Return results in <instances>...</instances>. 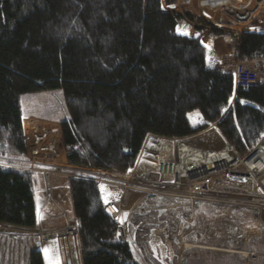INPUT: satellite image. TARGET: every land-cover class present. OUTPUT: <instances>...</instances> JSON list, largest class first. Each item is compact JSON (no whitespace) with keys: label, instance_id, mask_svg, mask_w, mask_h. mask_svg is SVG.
<instances>
[{"label":"trees","instance_id":"trees-1","mask_svg":"<svg viewBox=\"0 0 264 264\" xmlns=\"http://www.w3.org/2000/svg\"><path fill=\"white\" fill-rule=\"evenodd\" d=\"M180 19L161 0H0V222L37 223L38 182L34 172L19 167L25 147L18 96L26 92L61 90L67 113L51 120L61 124L68 161L84 167L125 171L148 135L184 138L215 122L212 127L239 155L258 140L264 68L257 85L234 88L200 35L175 32ZM213 22L209 18L202 29L228 40ZM237 45L238 59H258L264 33H244ZM234 92L244 103L224 113ZM191 114L202 116L203 124L192 122ZM68 192L81 264H142L132 244L117 239L92 178L69 177ZM159 211L134 214L142 223L135 239L141 249ZM251 212L227 208L224 218L248 228L257 223ZM209 216L201 214L196 223ZM225 255L215 256V264H232ZM199 258L190 255L189 263ZM26 264H42L37 247Z\"/></svg>","mask_w":264,"mask_h":264},{"label":"built area","instance_id":"built-area-1","mask_svg":"<svg viewBox=\"0 0 264 264\" xmlns=\"http://www.w3.org/2000/svg\"><path fill=\"white\" fill-rule=\"evenodd\" d=\"M161 4L168 11L180 15V20L189 27L184 32L186 36L202 29L211 15L219 18L213 22L214 28L234 44L244 33H264V17L255 24H247L264 0H161ZM192 16L198 18L196 23L191 21ZM213 62L216 68L231 75L234 88L257 85L264 68V56L239 60L234 53H230ZM235 103L242 104L244 99L234 92L224 111L231 109ZM22 120L25 159L19 167L41 174L45 197L52 198L57 206L62 207L70 194L68 190L53 193L50 176L72 177L74 173H68L69 168H73L70 165L77 166L68 161L61 124L36 117ZM190 120L204 122L197 114H191ZM212 126L215 123L207 128ZM148 142L154 143L155 147L153 150L143 147L142 151L148 155L142 161L149 162L148 156H151L154 169L140 170L136 163L122 172L90 167L82 170L83 174H87L86 171L98 173L91 178L97 185L103 210L115 223L119 241L131 242L127 214L168 211L173 206L185 209L176 224L175 231L179 235L191 223L193 207L197 203L244 208L256 212L261 218L264 212V131L242 155L225 140L224 146L218 150L188 145L183 138L170 139L151 134L144 144ZM169 145L174 148L173 151ZM132 194H136V200L126 208ZM78 224L75 218H67L61 227H24L0 222V235L23 236L40 244L53 240L58 251L65 252L77 237ZM261 224L264 228L262 221ZM234 252L245 264L255 262L259 255L254 250Z\"/></svg>","mask_w":264,"mask_h":264},{"label":"crops","instance_id":"crops-1","mask_svg":"<svg viewBox=\"0 0 264 264\" xmlns=\"http://www.w3.org/2000/svg\"><path fill=\"white\" fill-rule=\"evenodd\" d=\"M213 17L214 16L211 15L210 18L211 21L219 20V18H214L215 20H213ZM262 17H264V15L261 16L260 18ZM258 20L260 19H257V21ZM176 26H175V32L178 35H184V32H187L189 28L185 26L184 23L181 21L179 23V29L182 33H180L179 29L176 28ZM197 35H200L204 39L205 47L211 62H213V60H219L220 58L224 57L227 54L237 53L238 46L236 43L234 44L231 40L228 39L225 40L226 44L223 45L220 44L219 42L221 41V38L215 36L212 33L210 27L208 26L204 27L200 32L193 31L189 36H197ZM227 111H224L223 109L224 113H226ZM36 118L42 119L41 117H36ZM142 149L138 155V158L140 157L141 159L137 158L136 161L137 167L140 170H144V171L154 169V165H153L154 160L149 158L148 160L149 162L145 163L144 161H142L143 157L146 156V152L142 151ZM52 189H53V193L61 192L60 190L61 188H59L54 181H53ZM133 196H136V194H133ZM66 205L59 207L55 204L52 198L45 197L43 192V178L41 176L40 182H38V190L36 197L37 223L35 226H40V227L64 226L66 223V219L67 218L69 219L68 215L66 214V208H64L66 207ZM201 205L206 207L212 206V204H206V203L195 204L193 207L192 220L194 219L193 217H195L197 207ZM216 206L218 205H215V207ZM219 207L222 209L221 206ZM227 208H234V207H226V209ZM161 212L163 213L164 211L161 210L158 212L157 219L152 222L153 227L147 233L148 239L146 238V243H145L147 248L145 249H141L135 243V240L134 241L132 240L133 238L132 235L134 236L136 234L138 236L139 231H141L140 230L141 229L140 226L142 225L141 220L135 221L137 226L133 225V231L130 230V228H128L129 237L131 241L130 243L133 246L137 258L142 264H190L189 257L190 255L193 256V254L197 255V257L200 255V258L195 264H215L214 262L215 256L217 258L224 253V252H215V251L224 250L226 252L228 251L233 252L234 250H236V248L233 245H230V243L228 242L223 243L222 241H219V239H212L214 241H211V243H206L204 241L203 243H199L197 240H194L195 238L198 239L196 235V231L192 233V236L187 237V239L184 240L183 239L184 233L179 235L175 231L176 226L174 225L177 224L176 222H178V220L174 223L173 227H171L170 229L168 224L167 225L163 224L164 223L163 219H165V217L164 214H161ZM131 216H134V214L126 215L127 217L126 219L128 220L129 225L132 220ZM227 221L233 222L234 220L228 219ZM261 221L262 222L264 221L262 215H261ZM240 227L241 226H239V228ZM135 228L136 231L134 230ZM246 231L250 234V236L256 238L261 237L262 239L264 238L263 226H261L259 229H257L256 227H251L249 229H246ZM225 237L228 236H224L222 238L225 239ZM227 239L228 238H226V240ZM36 242L37 241H31L27 237H23V236L14 238L5 235H0V264H26L27 256L33 246L37 247L38 250L40 251L42 257V264H81L80 251H79L77 238L71 242L68 250H66L65 252H59L57 248V244L53 240H49L44 243H41L39 244V246H36ZM187 245L190 246L186 247ZM223 247L226 249H224ZM258 251L260 253L258 255L257 260L251 264H264V240L261 243ZM21 254H25V257H21ZM225 254H227L225 256L230 257V259L227 258V261L231 262L232 264L234 261L235 264H245L243 262L240 263L239 255L237 256L235 254H230L229 252ZM216 264H218V262H216Z\"/></svg>","mask_w":264,"mask_h":264},{"label":"rangeland","instance_id":"rangeland-1","mask_svg":"<svg viewBox=\"0 0 264 264\" xmlns=\"http://www.w3.org/2000/svg\"><path fill=\"white\" fill-rule=\"evenodd\" d=\"M263 15H264V4L253 15L251 23H257L259 21V20L257 21V19H261L260 17ZM209 18H211V16ZM214 18H218V17L214 16L213 20H215ZM176 28H177V26H176ZM220 38H221V41L219 43L222 45L226 44L225 43L226 37H224V38L220 37ZM204 43H205V41H204ZM18 101H19L21 112H22L25 120L31 119L34 116H36V117H41L42 120L44 119V120H50L51 121V119L63 118L67 113L66 107L64 104V100H63V95H62V92L60 89L26 92V93L20 94L18 96ZM196 123L203 124V122H196ZM209 124H213V123H209ZM209 124H207V125H209ZM207 127L208 126L205 125V127L202 128L203 130L202 129L199 130L198 131L199 133L196 135L184 137L183 142L188 144V145L195 146V147H198L201 149L218 150V149L222 148L224 146L223 138L214 129L215 127H212V128L205 130ZM202 131H204V132H202ZM143 146H145L146 150H153L155 147V144L148 142L147 144L145 143ZM168 147H170L171 151H173L174 148L171 145H169ZM146 155H148V154H146ZM142 157H143V155H142ZM148 157L151 158V156H148ZM70 166H72L73 168H69L70 171L68 173L73 172L74 174L71 173L72 177H79V174L82 173V170L84 168H86V167L80 166V165H76L77 167H75L73 165H70ZM86 173H87L86 176H89L90 178L92 176L98 175V173H94V172H87L86 171ZM35 177H36L37 182H40L41 174L35 173ZM68 178H69V176L51 175L50 176V184L53 186V181H54L56 183V185L59 188H61L60 189L61 191L67 190L68 189ZM135 197L136 196H133V194H132V197L129 201V204L127 205L126 208L130 207L132 202L134 200H136ZM66 204H67L66 207H64V208H66V214L68 215V217L70 219H73L72 201L70 199V196H69V199H68ZM201 206L197 207L195 217H193L194 219L189 224L187 229L183 232L184 233V237H183L184 240L187 239V237L192 236V233H194L196 231V233L199 232L201 234V236H202L201 240L206 242V243H211V241H214L212 239H219V241H222L223 243L224 242L230 243V245H233L236 248V250H239V251L254 250L258 254L260 253L258 251V249H259L261 243L263 242L262 238L261 237L256 238V237L250 236V234L246 231V229H249L251 227H256L257 229H259L262 226L261 225V218L260 219L258 218L257 213L251 212L254 214V217L257 220V223L255 225L248 227V228H242V227L239 228V226H237V224L234 221L233 222L227 221L228 219L224 218V214H226L225 212L227 210L226 209L227 206H222V205H218L216 207H215V205H212L209 207H206V206L201 207ZM219 206H221L222 209ZM207 208H209V209H207ZM236 208H239V207H236ZM240 209H243V208H240ZM162 211H164V212L163 213L161 212V214H164V217H165V219H163V221H164L163 224L164 225L168 224L170 229H171V227H173L174 223L177 220H179V216L185 211V209L173 206L172 208H169L167 212H165V210H162ZM200 213L201 214H209L210 216L206 220L202 221L201 224L198 225L196 223V220L198 217L200 218V215H201ZM262 218L264 219V212L262 214ZM131 219L132 220L130 222L129 228H130V230L133 231V225L135 226L136 222H135L134 216H131ZM174 226H176V225H174ZM134 230L136 231V228ZM134 236L132 235L133 241L137 238L136 234ZM224 236H228V237H225V239H224V238H222ZM145 237L147 238L148 235L146 234L143 238H145ZM226 238H228V239L226 240ZM224 249H226V248H224ZM31 250H32V248H31ZM215 252H224V253L229 252L230 254H235L237 256L239 255V254H236L234 251L233 252L232 251L226 252L223 250V251H215ZM21 257H25V254H21ZM239 258L242 260L240 255H239Z\"/></svg>","mask_w":264,"mask_h":264},{"label":"bare ground","instance_id":"bare-ground-1","mask_svg":"<svg viewBox=\"0 0 264 264\" xmlns=\"http://www.w3.org/2000/svg\"><path fill=\"white\" fill-rule=\"evenodd\" d=\"M253 17V16H252ZM237 44V43H236ZM238 46V45H237ZM236 55V54H234ZM236 57V56H235ZM237 58V57H236ZM238 59V58H237ZM240 60V59H239ZM214 61V60H213ZM214 64V62H212ZM215 65V64H214ZM225 72V71H224ZM226 73V72H225ZM171 139V138H170ZM94 178V176H92ZM96 177V176H95Z\"/></svg>","mask_w":264,"mask_h":264},{"label":"clouds","instance_id":"clouds-1","mask_svg":"<svg viewBox=\"0 0 264 264\" xmlns=\"http://www.w3.org/2000/svg\"><path fill=\"white\" fill-rule=\"evenodd\" d=\"M177 24V23H176ZM184 36H186V35H184ZM215 125H216V122H215ZM208 126V125H207ZM161 211V210H160ZM262 215V214H261ZM264 223V222H263ZM262 225V224H261ZM38 242V241H37ZM39 243V242H38ZM40 244V243H39Z\"/></svg>","mask_w":264,"mask_h":264},{"label":"water","instance_id":"water-1","mask_svg":"<svg viewBox=\"0 0 264 264\" xmlns=\"http://www.w3.org/2000/svg\"><path fill=\"white\" fill-rule=\"evenodd\" d=\"M36 246H39V243L38 242H36Z\"/></svg>","mask_w":264,"mask_h":264}]
</instances>
